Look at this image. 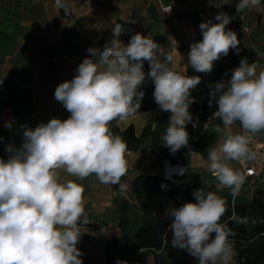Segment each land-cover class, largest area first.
Masks as SVG:
<instances>
[{
  "label": "clouds",
  "instance_id": "clouds-1",
  "mask_svg": "<svg viewBox=\"0 0 264 264\" xmlns=\"http://www.w3.org/2000/svg\"><path fill=\"white\" fill-rule=\"evenodd\" d=\"M55 2L58 8L64 7L62 0ZM245 10L264 11V3L238 0L237 13ZM170 11L171 6L166 9ZM231 19L221 12L215 17L219 23L207 20L199 25L202 40L190 44L188 52V65L194 71L211 73L214 61L227 56L230 49L240 51L237 34L226 31ZM111 32L114 38L102 48L89 47L76 75L55 89V99L70 116L51 118L35 128L22 125V144H9L8 158L0 157V264H83L77 244L81 227L91 220L85 211L84 187L76 181L95 176L99 183L127 191V184L121 183L128 171L127 144L110 130V124L138 112L144 96L139 89L146 80L145 61L158 110L170 114L162 145L173 155L189 145L186 126L197 127L189 111L194 103L190 90L201 83V77L188 76V65L178 70L176 49L165 51L140 33L125 45L119 39L124 34L120 23ZM211 95L209 107L214 103L217 108L204 127L211 126L220 142L206 149V167L218 187L229 189L235 199L245 174L231 162L246 166L256 161L258 154L250 144L264 131V68L241 58L230 78L218 81ZM237 123L239 129H235ZM11 126V122L5 124ZM61 172L76 179L62 180ZM193 196L195 202L167 210L171 246L198 264H232L234 233L220 223L227 211L226 200L201 189ZM232 219L246 222L235 213ZM116 264L127 261L118 259Z\"/></svg>",
  "mask_w": 264,
  "mask_h": 264
},
{
  "label": "crops",
  "instance_id": "crops-1",
  "mask_svg": "<svg viewBox=\"0 0 264 264\" xmlns=\"http://www.w3.org/2000/svg\"><path fill=\"white\" fill-rule=\"evenodd\" d=\"M64 7H57L55 0H0V117L4 107L11 106L15 121L11 128L0 126V157L5 160V151L11 144H22V125L35 128L51 118L67 119L70 113L54 97L56 87L76 75V69L88 56L89 47L102 48L106 41L114 38L111 29L120 23L133 30L130 35L119 39L127 45L131 36L140 33L149 36L164 47L165 51H175L178 70L188 65L190 44L202 40L199 25L215 20L223 12L231 17L226 31L232 30L240 41L239 49H234L238 63L247 57L249 63H257L264 68V11L245 10L237 13L238 0H62ZM264 3V0H262ZM172 4L170 12L163 6ZM65 8L67 11H65ZM247 28V29H246ZM175 42H174V41ZM65 56V57H63ZM147 62V61H145ZM148 63V62H147ZM192 69L190 65L187 67ZM259 71V69H258ZM4 86V88H2ZM161 111L158 106L144 112H137L126 121L116 124L125 129L133 124L136 135H140L147 124ZM213 123H219L214 121ZM194 139L200 135L191 125ZM212 131L211 126L207 128ZM239 129V124L235 125ZM112 131V125L110 124ZM264 131L258 134L262 136ZM201 134V133H200ZM220 142L217 133L215 143ZM192 152L183 155L181 165L190 171L203 174L204 183L214 188L217 195L232 203L249 202L257 187L264 186L258 178H245L241 191L235 199L227 188H220L214 177L207 171V153L198 157ZM127 174L121 183H130L139 173L161 175V169H152V150L141 147L127 150ZM236 169L241 166L231 162ZM61 179H76L60 173ZM250 181L251 185L246 182ZM84 187L85 211L91 222L81 227L83 234L77 248L83 253L81 259L88 258L91 264H107L104 254L109 239L122 234L121 214L115 204L121 198L118 185L99 183L95 176L77 180ZM167 212L171 204L162 199ZM165 202L168 207L165 206ZM84 264V262H83ZM148 264H154V256ZM236 264V256L232 258Z\"/></svg>",
  "mask_w": 264,
  "mask_h": 264
},
{
  "label": "trees",
  "instance_id": "trees-1",
  "mask_svg": "<svg viewBox=\"0 0 264 264\" xmlns=\"http://www.w3.org/2000/svg\"><path fill=\"white\" fill-rule=\"evenodd\" d=\"M211 73H199L188 69V76H200L201 83L190 90V97L194 103L189 111L193 122L197 123L196 133L200 135L194 139L190 133L192 123L186 126L189 133V145L179 150L175 155L162 145V136L165 132L169 113L160 112L152 123L147 124L140 135H136L133 124L121 129L113 121L112 132L122 137L127 144V150H137L148 147L154 154L151 163L152 169H161L162 172L183 159V155L192 152L206 154L209 146H214L217 133L204 127L217 106L212 99L214 85L222 79L230 78L231 70L238 66L235 60L234 49H230L227 56H222L213 62ZM146 80L139 89L144 92L138 112L151 110L158 105L154 100V83L147 77L149 64L144 62L143 67ZM227 73V75H225ZM201 133V134H200ZM201 189L205 192L214 191L212 186L204 183L203 174L189 169L182 175L165 178L164 174L139 173L130 183L127 191L121 198L115 199L118 211L121 214L122 234L118 238L108 240L104 254L107 264H116V261H127V264H148L154 256V264H198L185 251L171 246V218L164 209L162 197L169 201L172 207H179L186 202H195L193 192ZM225 199V198H224ZM226 200L227 211L221 218V224H227L234 233L230 237L234 243L236 264H264V186L257 187L249 202H234ZM233 213L237 217L246 218L245 223L232 219ZM84 264H91L86 257Z\"/></svg>",
  "mask_w": 264,
  "mask_h": 264
},
{
  "label": "built area",
  "instance_id": "built-area-1",
  "mask_svg": "<svg viewBox=\"0 0 264 264\" xmlns=\"http://www.w3.org/2000/svg\"><path fill=\"white\" fill-rule=\"evenodd\" d=\"M63 4V2H62ZM171 6L172 9V4L163 6V10L166 11V9ZM122 25V24H121ZM124 29V34L123 35H128L132 34L133 30H129L128 26L122 25ZM247 29V28H246ZM65 57V56H63ZM4 88V86H2ZM15 121V116H14V111L11 106H5L4 107V114L0 117V126L5 127V124L8 122H14ZM250 147L252 148L253 151L257 152L258 158L254 162H249L246 166L240 165L242 171L245 174V178L251 177V178H258L261 180V182L264 183V133L262 136H256L253 138L252 143L250 144ZM182 159L180 158L178 162L168 168H166L163 172L165 178H172L174 175L180 176L184 174L188 169L186 166L181 165ZM171 168V172L167 174L166 170Z\"/></svg>",
  "mask_w": 264,
  "mask_h": 264
},
{
  "label": "rangeland",
  "instance_id": "rangeland-1",
  "mask_svg": "<svg viewBox=\"0 0 264 264\" xmlns=\"http://www.w3.org/2000/svg\"><path fill=\"white\" fill-rule=\"evenodd\" d=\"M246 184L249 185V186L251 185L250 181L246 182ZM162 199H165V197H162ZM165 200H166V199H165ZM165 206L168 207V205L166 204V202H165ZM169 207H170V206H169ZM169 207H168V208H169Z\"/></svg>",
  "mask_w": 264,
  "mask_h": 264
},
{
  "label": "water",
  "instance_id": "water-1",
  "mask_svg": "<svg viewBox=\"0 0 264 264\" xmlns=\"http://www.w3.org/2000/svg\"><path fill=\"white\" fill-rule=\"evenodd\" d=\"M171 170H172L171 168L167 169L166 170L167 174H169L171 172ZM174 177H176V175H174Z\"/></svg>",
  "mask_w": 264,
  "mask_h": 264
}]
</instances>
